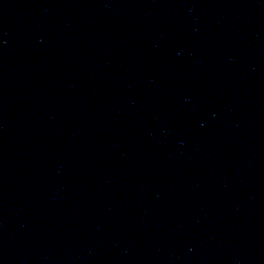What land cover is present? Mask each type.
<instances>
[{"label":"water","instance_id":"water-1","mask_svg":"<svg viewBox=\"0 0 264 264\" xmlns=\"http://www.w3.org/2000/svg\"><path fill=\"white\" fill-rule=\"evenodd\" d=\"M0 264H264V0H39L11 23Z\"/></svg>","mask_w":264,"mask_h":264}]
</instances>
